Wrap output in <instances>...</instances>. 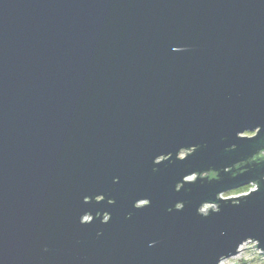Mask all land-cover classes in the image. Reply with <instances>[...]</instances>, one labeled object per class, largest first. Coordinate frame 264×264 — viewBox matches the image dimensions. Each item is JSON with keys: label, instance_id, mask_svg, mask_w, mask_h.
<instances>
[{"label": "water", "instance_id": "obj_1", "mask_svg": "<svg viewBox=\"0 0 264 264\" xmlns=\"http://www.w3.org/2000/svg\"><path fill=\"white\" fill-rule=\"evenodd\" d=\"M180 145L200 147L153 173ZM261 148L264 0H0V264H215L238 234L264 240V183L208 219L195 208L264 165L175 184Z\"/></svg>", "mask_w": 264, "mask_h": 264}, {"label": "clouds", "instance_id": "obj_2", "mask_svg": "<svg viewBox=\"0 0 264 264\" xmlns=\"http://www.w3.org/2000/svg\"><path fill=\"white\" fill-rule=\"evenodd\" d=\"M183 50L186 49H174V51ZM261 131L262 128L259 126L255 127L252 130L245 128L243 130H237L235 132V137L238 140L252 141L258 137ZM199 147V145H180L175 149L174 153L169 152L168 154H159L155 156V158L152 160L153 173H156L159 170V166L166 163H173V155L175 157V162H184L186 159L193 156L199 150ZM235 149L236 145L233 144L230 148H225L224 151L230 152L235 151ZM253 163H255L256 165H264V148H261L249 159L240 160L239 162L232 164L231 167L222 168L219 171L214 168H209L206 171H193L190 174L184 175L182 179L175 184L174 190L176 193H180L182 190H184L186 185H196L197 182L207 181L208 183H219L221 180V172H223L224 174H237L236 169L238 168V166L243 165L245 167V165H252ZM247 171L248 169L245 167V172ZM113 183H119V178H114ZM261 183H264V176H261L258 180L250 181L241 186L230 187L226 190L218 191L213 200L201 201L198 206H196L195 213L202 219H208L212 215H219L224 204H230L232 207H239L241 201L249 198L252 194H255L259 191ZM236 189H240V191H234ZM221 193H230V195L226 198L221 199L218 198L219 194ZM94 199L95 203L100 204L105 201V196L102 194L96 195ZM90 202L91 198H84L85 204ZM107 204L109 206H113L115 204V200L108 199ZM150 206L151 200L148 198H143L138 199L134 202L133 209L138 211ZM185 206L186 204L184 201H178L175 203L174 209L169 208L168 212L171 213L173 210H175L176 212H182L185 209ZM130 218L131 214L126 217V219ZM96 219H99L100 223L106 226L111 222L112 216L109 212L106 211L102 215L101 213L97 212L95 217L91 213L86 212L79 217V224L82 227H86L92 225ZM96 235L97 237H100L103 235V233L98 231ZM242 241L248 242V250L243 257V264H264V246H262V244H264V240L243 234H238L234 237L229 250L227 252L220 253L215 259V264H237V260L235 258L239 256V248L242 244ZM154 245L155 242H152L149 244V247H153ZM45 251H47L46 248ZM224 256H228L229 258L222 259V257Z\"/></svg>", "mask_w": 264, "mask_h": 264}, {"label": "rangeland", "instance_id": "obj_3", "mask_svg": "<svg viewBox=\"0 0 264 264\" xmlns=\"http://www.w3.org/2000/svg\"><path fill=\"white\" fill-rule=\"evenodd\" d=\"M238 190H240V189H238ZM229 195H230V193H229ZM222 196H223L224 198L227 197L225 194L222 195ZM222 199H223V198H222ZM247 250H248V242H247V243H244V244L241 246V248H240V250H239V256H238L237 258H235V259L237 260V264H243V257H244V255L246 254Z\"/></svg>", "mask_w": 264, "mask_h": 264}, {"label": "bare ground", "instance_id": "obj_4", "mask_svg": "<svg viewBox=\"0 0 264 264\" xmlns=\"http://www.w3.org/2000/svg\"><path fill=\"white\" fill-rule=\"evenodd\" d=\"M234 191H237V192H238V191H240V190L237 189V190H234ZM224 194H225L226 196H229V193H222V194L219 195V198H224V197L222 196V195H224ZM225 198H226V197H225ZM246 243H247V242H246ZM241 246H242V245H241ZM241 246H240V248H241ZM240 248H239V250H240Z\"/></svg>", "mask_w": 264, "mask_h": 264}, {"label": "flooded vegetation", "instance_id": "obj_5", "mask_svg": "<svg viewBox=\"0 0 264 264\" xmlns=\"http://www.w3.org/2000/svg\"><path fill=\"white\" fill-rule=\"evenodd\" d=\"M242 166V165H241ZM241 166H238V168H240Z\"/></svg>", "mask_w": 264, "mask_h": 264}]
</instances>
